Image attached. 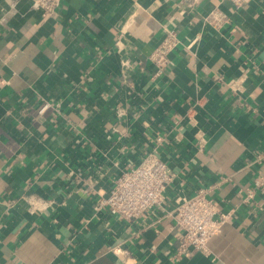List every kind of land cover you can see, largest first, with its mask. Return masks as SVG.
I'll return each mask as SVG.
<instances>
[{"label": "crops", "instance_id": "obj_1", "mask_svg": "<svg viewBox=\"0 0 264 264\" xmlns=\"http://www.w3.org/2000/svg\"><path fill=\"white\" fill-rule=\"evenodd\" d=\"M152 152L164 203L99 208ZM201 190L230 217L175 262V209ZM0 264H264V0H62L51 19L0 0Z\"/></svg>", "mask_w": 264, "mask_h": 264}, {"label": "built area", "instance_id": "obj_2", "mask_svg": "<svg viewBox=\"0 0 264 264\" xmlns=\"http://www.w3.org/2000/svg\"><path fill=\"white\" fill-rule=\"evenodd\" d=\"M32 9L39 11L44 19L54 18L62 0H30ZM236 6L249 0H229ZM215 25H220L218 17H209ZM181 44L175 29H166L165 36L159 46L150 55V62L160 75L169 65V56ZM188 45L187 47H190ZM173 180L168 164L158 153L152 152L137 167L123 172L115 179L114 186L106 196L98 201L99 208H107L109 212L125 220L144 217L155 208L160 207L166 196L168 186ZM263 187L262 181L248 190L247 201L253 200L257 191ZM177 223L183 234L175 262L190 249L208 252L213 237L221 233L223 225L230 214H221L215 202L207 196L205 190L193 197L181 199L175 209Z\"/></svg>", "mask_w": 264, "mask_h": 264}]
</instances>
